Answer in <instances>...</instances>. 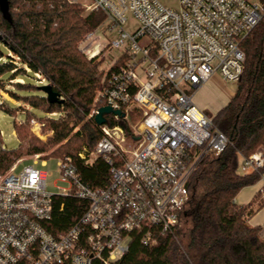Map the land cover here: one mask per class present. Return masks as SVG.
Wrapping results in <instances>:
<instances>
[{
    "label": "built area",
    "instance_id": "1",
    "mask_svg": "<svg viewBox=\"0 0 264 264\" xmlns=\"http://www.w3.org/2000/svg\"><path fill=\"white\" fill-rule=\"evenodd\" d=\"M85 6L103 11L106 23L89 32L81 46L88 58L104 65L88 115L95 119L98 102L121 113H106L95 148L88 153L84 147L78 155L88 162L105 159L110 177L93 186L72 157H56L60 179L69 188L54 193L46 170L27 164L17 171L24 159L0 171V264H93L97 259L114 264L129 250L133 231H141L145 245L156 241L157 231H173L189 200L197 163L230 143L214 115L193 97L215 72L226 81L240 79L246 59L242 43L264 17L261 0H180L179 9L159 0H90ZM129 15L137 20L133 30L125 28ZM121 121L131 126L135 148L127 147ZM239 171L259 175L264 197V145L240 157ZM59 195L83 203L62 231L52 222Z\"/></svg>",
    "mask_w": 264,
    "mask_h": 264
},
{
    "label": "trees",
    "instance_id": "2",
    "mask_svg": "<svg viewBox=\"0 0 264 264\" xmlns=\"http://www.w3.org/2000/svg\"><path fill=\"white\" fill-rule=\"evenodd\" d=\"M7 3V8L0 4V84L18 102L31 105L23 110L22 123L28 118L36 119L51 129V145L61 143L55 149L56 157H72L91 185L106 184L110 164L101 157L88 162L78 155L84 145L90 150L95 148L101 137L95 119L87 115L104 80L97 58L85 56L78 42L105 21V13L86 12L80 2L69 0ZM1 44L18 57L17 63L8 55L4 58ZM242 48L246 59L234 95L213 116L215 126L227 134L230 143L220 154L206 153L197 163L189 179V200L173 231H157L156 241L148 245L141 242V231H133L129 250L114 264H264V237L260 227L248 221L251 205L235 201L243 187L260 180L257 173L242 174L239 165L242 155L249 156L264 145V17L243 41ZM36 73L45 78H37L39 82L50 83L60 93L58 100H49L42 85L35 87L27 82L26 77ZM19 76L26 79L23 84L16 82L13 88L4 85ZM22 88L38 89V93L21 95L18 89ZM11 104L14 103L4 99L0 106L12 114L22 108H13ZM33 107L43 109L48 116H36L31 111ZM121 122L127 136L132 137L131 126ZM78 125L80 129L70 137ZM21 127L15 122L18 147L0 148V171L8 169L25 153L46 149L32 140L24 143ZM263 204L261 200L259 206ZM82 205L73 196H57L54 229L65 230L79 216ZM93 264L104 263L97 259Z\"/></svg>",
    "mask_w": 264,
    "mask_h": 264
},
{
    "label": "rangeland",
    "instance_id": "3",
    "mask_svg": "<svg viewBox=\"0 0 264 264\" xmlns=\"http://www.w3.org/2000/svg\"><path fill=\"white\" fill-rule=\"evenodd\" d=\"M159 1H161L164 5L171 7L173 9H179L180 8V0H159ZM80 3L82 5H84V4L88 5L90 3V0H80ZM85 11L86 12L89 11L87 6H85ZM104 22L102 24H106ZM136 25H137V20H135L131 15H129L128 21L125 24V28L128 30H133L136 27ZM102 39L105 40V38H103V37H102ZM84 40H85V37H82L79 40V42H78L79 50H81V46L84 45V42H85ZM1 46H2V50L4 52V58H6V56L8 55L13 59V61L15 63H17L18 62L17 56L14 54L8 53L9 48L5 44H1ZM81 52H82V50H81ZM82 53L85 54L84 52H82ZM113 53L114 54L117 53V50L114 49ZM85 56H86V54H85ZM97 61H99V70L103 72V69H102V67L104 66L103 61H101L100 59H97ZM26 78H27V82L31 83L35 87L40 86V85H44L46 83V82H39L40 78L38 76H36L35 74H30V76L26 77ZM37 78H39V80ZM24 80H26L24 77L19 76L17 78L10 79L4 85L7 88H13L16 82H20L23 84ZM225 82L229 88L232 87V89H233L235 87V89H236V84H237L236 82H232V81L231 82L225 81ZM216 86H221V85H219V83H217ZM0 92L2 93L1 94L2 98L0 99V104L3 102L4 99H6V100H9L10 102L14 103V104L10 105L11 107H13V108H17L20 106L22 107L21 109H18L15 114H12L0 106V148L2 147L6 150H11V149H15L19 146L20 141H19V138L16 134V128H15V122H17L18 125H22L21 130H23V133L25 135L22 138L24 143L32 140V142L46 147V149H44V151H42V152L32 153V154L25 153V154L21 155L18 159H16L15 162L17 160L24 159V162L19 164L17 171L22 169L23 166H25L27 164H34L36 167L42 168L49 173V175L47 177V183H48V190L49 191H52L54 193H60L62 188H65V189L69 188V183L61 180L59 173L57 171L58 160H57L56 154L54 152H55V149H57V147L61 143L54 145V146L51 145V143L49 142V138L53 134L51 129L48 126H45V127L42 126V123L36 119L30 118V121H29V118H28L27 121L22 123V120L25 117L23 110L29 109L31 107V105L29 103L18 102V100L16 98H13L10 95V93L5 89V87H3L1 84H0ZM18 92L21 95H28L30 93H38V89H33L31 91V89L22 88V89H18ZM31 111L38 117L48 116V114L41 108L33 107L31 109ZM90 112H91V110H90ZM87 118H90V115H87ZM79 129H80V125H78L74 129V131L71 133L70 137H72L74 135V132L79 130ZM69 138H67L64 142L68 141ZM127 139H128V142H126V145L128 144V146H127L128 148L132 149V148H135L137 146L135 139H131L130 136H127ZM84 147L89 149L88 146H86V145H84ZM84 147H81L80 150L84 149ZM92 150H90L89 153ZM36 154H39L43 158H47L46 163L43 164V158H38L37 160H35V158H32ZM124 154L127 156L128 152H125ZM242 174H244V173H242ZM261 187H262V181L258 180L255 183L247 185L244 188H242L238 192L236 198L239 202L244 201L246 204H249L248 201H251L253 199L254 195L257 193V191L259 189H261ZM254 199H255V197H254Z\"/></svg>",
    "mask_w": 264,
    "mask_h": 264
},
{
    "label": "crops",
    "instance_id": "4",
    "mask_svg": "<svg viewBox=\"0 0 264 264\" xmlns=\"http://www.w3.org/2000/svg\"><path fill=\"white\" fill-rule=\"evenodd\" d=\"M225 81L219 72H215L206 83L195 91L193 97L195 103L209 114L215 115L229 103L235 92V87L233 89L232 87L229 88ZM217 83L221 86H216ZM254 197L251 201H248L251 205L248 221L252 225L259 226L261 229L260 234L264 237V204L259 206L260 201L264 200L261 189L257 191ZM235 201L238 204H246L244 201L239 202L237 198H235Z\"/></svg>",
    "mask_w": 264,
    "mask_h": 264
},
{
    "label": "water",
    "instance_id": "5",
    "mask_svg": "<svg viewBox=\"0 0 264 264\" xmlns=\"http://www.w3.org/2000/svg\"><path fill=\"white\" fill-rule=\"evenodd\" d=\"M8 0H0V4L2 7L7 8ZM41 89L47 93V97L51 101H56L60 97V93L56 92L53 89V86L50 83H46L41 86ZM110 112H116L118 114L121 113L119 109H113L110 105H103L99 107L98 113L95 115V121L97 124H103L106 122L105 114Z\"/></svg>",
    "mask_w": 264,
    "mask_h": 264
}]
</instances>
